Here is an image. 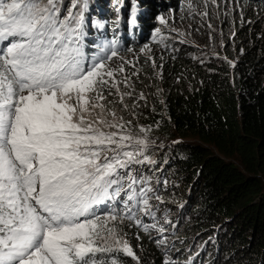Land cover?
<instances>
[{
	"label": "snow or ice",
	"instance_id": "6c2138e0",
	"mask_svg": "<svg viewBox=\"0 0 264 264\" xmlns=\"http://www.w3.org/2000/svg\"><path fill=\"white\" fill-rule=\"evenodd\" d=\"M245 7L242 0H187L186 12L207 23L212 39L213 14L220 20L223 13L222 24H234L237 15L251 23ZM90 10L88 0H0V264H124L121 252L144 264L127 227L138 239L142 229L163 253L162 264H180L171 255L180 250L166 235L179 228L162 196L167 179L153 176L166 100L159 99L160 120L139 122L149 94L153 112L164 95L156 83L165 79L164 57L157 64L148 44L121 43L119 7L110 36L106 22L86 18ZM136 15L133 2L125 21L133 33ZM157 19L173 40L193 43L174 19ZM93 26L97 39L90 41ZM161 32L155 28L154 37ZM159 42L175 60L176 45L163 36ZM223 59L236 67V59ZM198 256L189 250L183 264H196Z\"/></svg>",
	"mask_w": 264,
	"mask_h": 264
},
{
	"label": "trees",
	"instance_id": "16d2710c",
	"mask_svg": "<svg viewBox=\"0 0 264 264\" xmlns=\"http://www.w3.org/2000/svg\"><path fill=\"white\" fill-rule=\"evenodd\" d=\"M102 1L106 5V0ZM170 1L176 10L185 0ZM123 2V19L129 3L137 4L142 12L136 15L134 33L122 29L121 43L137 49L148 44L157 64L161 55L164 57L165 79L162 83L156 81L164 89V95L157 98L153 112V96L149 94L148 106L142 109L145 114L139 120L141 124H151L160 120L162 113L164 115L157 133L163 147L160 154L153 157L161 172L153 176L167 179L166 190L162 189L165 204L169 193L174 198L171 204L176 205L186 198L182 194L187 192L185 209L188 211L189 205L191 218H195L184 224L181 215L170 217L179 221V228L175 236L173 229L166 233L168 243H175L180 250L178 253L173 249L171 255L178 256L183 264L190 248L195 246L190 229L204 225L199 228V234L217 240V255H213L214 250L207 248L204 241L193 252L199 253L196 264H264V4L254 2L247 6L251 23L239 31L241 42L247 45L233 68L214 61L200 65L193 57H186V50L178 51L177 58L171 59L172 53L162 52L154 42L158 35L152 36L154 40L144 35L151 28L153 34L158 27L151 19L159 1L120 0L119 7ZM88 3L91 10L86 11V15L92 18L96 8L92 0ZM144 4L149 9H144ZM110 19L104 20L109 36L115 17ZM89 30L92 33L89 40L97 39V27ZM140 60L143 62V56ZM177 76L182 79L177 81ZM141 78L145 84L151 83L143 73ZM155 91L153 87L152 92ZM159 99L167 102L162 113ZM124 232L144 264H162L163 253L142 229L139 235L143 239L137 238L134 227H127ZM219 248L223 252L222 259ZM119 256L124 264H135L122 252Z\"/></svg>",
	"mask_w": 264,
	"mask_h": 264
},
{
	"label": "rangeland",
	"instance_id": "374dc122",
	"mask_svg": "<svg viewBox=\"0 0 264 264\" xmlns=\"http://www.w3.org/2000/svg\"><path fill=\"white\" fill-rule=\"evenodd\" d=\"M159 2L156 4V7L154 9V18L151 19L156 26H158L159 28L162 29L161 34H159L156 38V40H154L152 38L153 34H152V28L149 30V32H145L144 35H146L147 37H150V40H154V42H156L159 46V48H161L162 52H171V48L167 49V51L165 50V45L163 43H160V37L163 36L164 40L168 43H174L178 49V51L180 50H186V57H199L201 59H203L205 61V65H209L210 63H212V61H214L213 63H217V64H221L224 63L226 64L225 60L223 59V57L227 56L229 59H236V63L239 62L240 57L243 55L239 53V50L241 48H245L246 47V43H242L239 37V31L242 29V26L244 27H248L249 23L248 22H244L241 23L240 17L237 15L236 19H235V23L233 24L231 21V18H229L228 21H225L223 24L221 23V20H223V13H221V19L217 20L215 18V14H213V18H212V24H213V28L214 31H212L211 35H212V39H209V29L207 27V23L202 22L200 20L199 17H196L195 19H192L191 17L188 16L187 12H186V7H187V0L182 1L183 4H181L179 6V8H177L176 10H174L173 6L170 4V0H158ZM242 2L246 5L244 11H245V21H248V13L246 11L247 9V5H249V3H254L253 0H242ZM65 3H69V0H65ZM161 5H160V4ZM92 4L95 6L96 10L95 12H93L92 14V21H97L99 22L101 19L103 22L104 20H111L110 17H115L116 16V11L115 9L117 7H119V5L117 4L116 0H106V5L105 3H103L102 0H92ZM131 4L129 3V5L127 6V10H126V16L124 19H122L121 23V29H120V33L122 31L123 28L129 29L128 24L125 22L127 20V18L130 17V11H131ZM125 5V3L123 2V5L120 6V11H121V16L123 18L124 14L123 11L121 10L123 8V6ZM136 8L138 9L139 7H137L136 4ZM151 8V7H150ZM144 9H149L145 6L144 4ZM139 12H142L141 9L139 8L137 10V14ZM115 14V16H113ZM158 16H164L169 24L172 23L173 19L175 21V26L180 28L181 31L187 32L188 33V39L190 41H192V44H181L179 39H175L173 40L172 37L176 36L175 33H172L171 35H169L168 33V29L164 26L161 25L159 23V20L157 19ZM87 18V15H86ZM125 25V27H124ZM221 29L223 31V36L221 37ZM234 32L235 36H232L230 33ZM221 39H223L224 41V46L222 47L220 44ZM197 45V46H194ZM209 52H216L219 53V59H217L215 56H209V55H202V53H209ZM172 53V52H171ZM160 54V53H158ZM195 62H197L198 64L202 65L201 63H199V60H195ZM212 63V64H213ZM211 64V65H212ZM161 152V149L159 148L156 152L152 153V156L155 157V155H159ZM150 167V166H149ZM160 167V166H159ZM170 167V166H169ZM161 172V169L158 171V173ZM183 196V201H180V203H177L176 205L171 204V200H174L173 197H171V194L169 193L167 196V203L166 206L167 208H169L171 210V213L173 217L177 218V215H181L182 219H183V223H189L192 220H195V218H191V214H190V209L191 207L188 205L189 210L186 211V207L185 204L187 203L188 200V194L187 192L182 194ZM190 201V200H189ZM191 202V201H190ZM192 203V202H191ZM182 205V207H181ZM184 206V208H183ZM186 208V209H185ZM163 223V221H161ZM167 227V225H165ZM200 227H204V225L200 226H194L192 229H190L189 232H191V239L194 242L195 246L192 248H190V250L192 251V253L194 251H196V248L200 245V243L206 241L207 242V248L209 249H213L214 250V256L217 255V240H215L214 238L212 239H208L210 237H208V235L206 237L202 236V234H199V228ZM198 228V229H196ZM198 235L195 238V234ZM212 240V241H211ZM222 240V239H221ZM128 241V239H127ZM223 241V240H222ZM211 242V243H210ZM224 243V242H223ZM225 245V243H224ZM219 252L221 253L220 257L221 259L223 258V252L221 251V248H219ZM187 255H189V252L187 253ZM219 257V258H220ZM220 264V262L218 263Z\"/></svg>",
	"mask_w": 264,
	"mask_h": 264
},
{
	"label": "bare ground",
	"instance_id": "6f19581e",
	"mask_svg": "<svg viewBox=\"0 0 264 264\" xmlns=\"http://www.w3.org/2000/svg\"><path fill=\"white\" fill-rule=\"evenodd\" d=\"M211 163V162H210ZM255 169V168H254Z\"/></svg>",
	"mask_w": 264,
	"mask_h": 264
}]
</instances>
